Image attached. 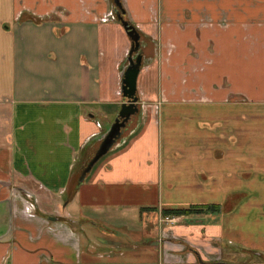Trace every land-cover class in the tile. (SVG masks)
Returning a JSON list of instances; mask_svg holds the SVG:
<instances>
[{"label":"crops","instance_id":"crops-1","mask_svg":"<svg viewBox=\"0 0 264 264\" xmlns=\"http://www.w3.org/2000/svg\"><path fill=\"white\" fill-rule=\"evenodd\" d=\"M122 1L139 111L89 166L127 101L117 8L0 0V264H264L263 214L233 210L264 190V0ZM216 199L235 207L158 224Z\"/></svg>","mask_w":264,"mask_h":264},{"label":"rangeland","instance_id":"rangeland-1","mask_svg":"<svg viewBox=\"0 0 264 264\" xmlns=\"http://www.w3.org/2000/svg\"><path fill=\"white\" fill-rule=\"evenodd\" d=\"M110 1H111L110 5L112 7H116L118 13L122 14V10L116 5L115 1L114 0H110ZM121 3H123L122 0H121ZM123 6L124 5L122 4V7ZM123 9H124V7H123ZM126 16L124 18H126ZM116 17H117V14H116ZM134 55L136 56V53ZM142 64H143V62H142ZM127 65H128V63H127ZM137 106H139V103H138ZM236 192H237L236 196H237L238 199L241 200V199L247 198V200L244 203L239 204L238 206H236V208L238 210L237 209H233L235 211H238L239 220H245L244 222H241V223L248 224V225L250 224L251 217L252 216L254 217V214H252L251 210L252 211L255 210V214L261 212L263 214V216H261V217H264V190H258V191L241 190V191H236ZM209 193L210 194H214V190H212V191H200L199 196L201 198H203V197L209 195ZM178 196L181 199L183 197L185 198V195L180 194V193H178ZM252 197L256 198V203L254 205H253V202L251 201ZM206 198H208V197H206ZM234 202H228L227 205H222V204H219V202H217V199H216V200H214L212 202L204 203V204H186V205H178V206H181V207H174V208L195 207V211L193 213H190V214H175V213H168V212L165 213L164 212L165 208H163V209L159 210V212H158L159 213V222H158V224L162 226L163 231L166 230V229H170L171 230L173 228V226H175L176 224L179 223V220H180L181 217H187V216L195 218L196 219L195 223L198 224V223H200L199 219H202V218H204V219L205 218L212 219V216H215V217L219 216V214L222 211H224V209L225 210H229L231 208H234L235 207V205H233ZM168 209H170V208H168ZM207 215H210V216H207ZM166 217L174 218L175 222L173 224H169L167 222V220H166ZM256 222H258V221H256ZM258 225H259V227H261L262 226V221L259 222ZM211 237L214 238L213 239V243H211V244L214 245V247H212L210 249L207 248V247H204L206 249V252H207L205 255L207 256V258L211 257L213 260H217L216 256H218V254L214 255L213 253L215 251L217 252L218 237H217V235H213ZM163 239H164V242L162 243V245H163V248L165 250L169 249L170 247H173L172 245H169V242L172 241L170 238L164 237ZM181 243L183 244V247H185V249H187V248L189 249V247L191 246V244L189 245L187 242L184 243V242L181 241ZM246 252H248V251H246ZM246 252L245 253L243 252L240 256L242 258H244V259L251 258V254L246 255ZM261 260L264 261V259H261Z\"/></svg>","mask_w":264,"mask_h":264},{"label":"water","instance_id":"water-1","mask_svg":"<svg viewBox=\"0 0 264 264\" xmlns=\"http://www.w3.org/2000/svg\"><path fill=\"white\" fill-rule=\"evenodd\" d=\"M114 1L116 5L121 9V0ZM118 18L132 41L131 49L129 51L128 65L125 67V70L123 72L122 91L127 101L122 105L119 116L111 126L109 132L104 137V140L99 150L97 151L96 156L92 159L89 166L94 165L95 162H97L104 154L107 153L109 148L113 145L115 139L122 133V129L126 126V122L131 118L133 114L138 113L139 111V108L137 106V78L143 62V54L141 52V35L133 24L124 19L121 13H118ZM135 53L136 56L134 55ZM211 264L231 263L220 261Z\"/></svg>","mask_w":264,"mask_h":264},{"label":"trees","instance_id":"trees-1","mask_svg":"<svg viewBox=\"0 0 264 264\" xmlns=\"http://www.w3.org/2000/svg\"><path fill=\"white\" fill-rule=\"evenodd\" d=\"M121 9H122V16L125 17L126 15H125V11H123L124 10L123 7ZM124 19H126V18H124ZM194 211H195V207L164 209L165 213L168 212V213H175V214H190V213H193Z\"/></svg>","mask_w":264,"mask_h":264},{"label":"built area","instance_id":"built-area-1","mask_svg":"<svg viewBox=\"0 0 264 264\" xmlns=\"http://www.w3.org/2000/svg\"><path fill=\"white\" fill-rule=\"evenodd\" d=\"M166 220L169 224H173L175 222V219L171 217H166Z\"/></svg>","mask_w":264,"mask_h":264}]
</instances>
